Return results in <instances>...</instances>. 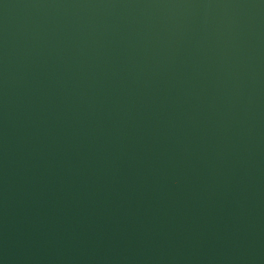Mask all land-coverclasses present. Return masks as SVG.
Wrapping results in <instances>:
<instances>
[{"label":"water","instance_id":"water-1","mask_svg":"<svg viewBox=\"0 0 264 264\" xmlns=\"http://www.w3.org/2000/svg\"><path fill=\"white\" fill-rule=\"evenodd\" d=\"M264 186V0H130Z\"/></svg>","mask_w":264,"mask_h":264}]
</instances>
